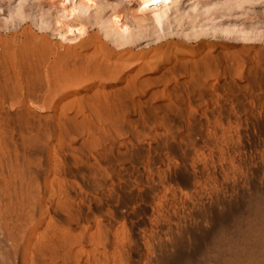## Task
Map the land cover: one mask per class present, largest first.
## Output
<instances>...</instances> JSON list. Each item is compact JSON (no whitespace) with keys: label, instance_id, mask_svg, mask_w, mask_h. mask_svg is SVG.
I'll return each mask as SVG.
<instances>
[{"label":"rangeland","instance_id":"1","mask_svg":"<svg viewBox=\"0 0 264 264\" xmlns=\"http://www.w3.org/2000/svg\"><path fill=\"white\" fill-rule=\"evenodd\" d=\"M34 3L0 0L3 263L264 262V0H178L124 46Z\"/></svg>","mask_w":264,"mask_h":264},{"label":"bare ground","instance_id":"2","mask_svg":"<svg viewBox=\"0 0 264 264\" xmlns=\"http://www.w3.org/2000/svg\"><path fill=\"white\" fill-rule=\"evenodd\" d=\"M33 1L35 2L33 5L37 9V11L33 13H46L49 17L48 18L49 23H46L48 26L45 24L44 29L47 31L50 27H52L53 29L52 28L51 29L53 34H55V36H57V38H59L63 42L73 43L76 40H80L84 37H87L89 28L94 26H99L101 27L105 37H115L116 38L115 41L118 42L120 46H124L128 42L132 41L134 36L131 33V29H130L131 27L140 28L141 26H145L143 23L150 22L151 24H153L152 25L153 28L155 26L158 27L157 28L158 30L159 29L162 30L164 28L163 26L165 25V23L169 22V20L171 19L172 17L171 15L175 13L176 4L178 2V0H127V2L125 3L126 8L122 13L105 16L106 19L104 17V19L99 20L98 17H95L93 20H91L90 17L91 8L94 6L96 0H33ZM10 6H11V2H9L8 7ZM15 13H26V11H22L21 8L18 7L15 10ZM34 25L36 26V24ZM42 29L43 26L41 27V30ZM76 53L77 52L75 51L74 54ZM102 60H107V59L105 58L103 59L102 57ZM102 60L97 62L103 63L101 62ZM110 61L111 60L107 61L106 63L107 65L103 63L104 65L101 64V66L103 65V67L104 66L108 67L110 65ZM125 61L126 60H124L123 62ZM121 63L120 61L119 63L117 62V66H122L123 63L122 65H120ZM114 65L116 64H113V66ZM109 68L107 69L110 71V69L112 68L110 69ZM111 75L113 76V74ZM58 107H59V111L61 108H65L64 106L62 107L61 105ZM59 113L62 112L60 111ZM2 248H3V241L0 234V264H4L2 260L3 258ZM245 250L246 249H242L241 252L238 253L241 256V259L237 260L234 264H255V260H254L255 256L248 255V253L244 255V253L246 252ZM257 264H264V262H259V263L257 262Z\"/></svg>","mask_w":264,"mask_h":264}]
</instances>
